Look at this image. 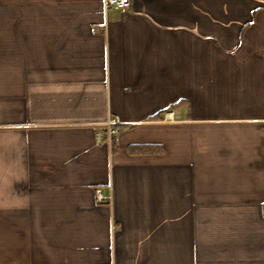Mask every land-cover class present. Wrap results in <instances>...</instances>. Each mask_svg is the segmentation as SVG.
<instances>
[{
  "label": "crops",
  "instance_id": "1",
  "mask_svg": "<svg viewBox=\"0 0 264 264\" xmlns=\"http://www.w3.org/2000/svg\"><path fill=\"white\" fill-rule=\"evenodd\" d=\"M131 3L0 0V264H264V0Z\"/></svg>",
  "mask_w": 264,
  "mask_h": 264
},
{
  "label": "built area",
  "instance_id": "2",
  "mask_svg": "<svg viewBox=\"0 0 264 264\" xmlns=\"http://www.w3.org/2000/svg\"><path fill=\"white\" fill-rule=\"evenodd\" d=\"M131 0H104V7L106 10L110 9H128L131 7ZM118 120H110L108 122V129H107V139L109 142L113 140L115 136L118 134V129L115 127L118 124ZM99 136H103L102 133L98 134ZM99 199L101 200V195L98 194Z\"/></svg>",
  "mask_w": 264,
  "mask_h": 264
}]
</instances>
